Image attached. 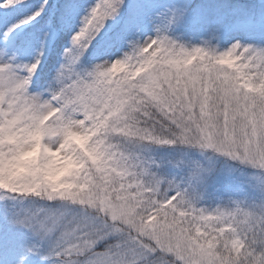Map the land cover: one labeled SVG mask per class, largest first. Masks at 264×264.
Masks as SVG:
<instances>
[{
    "label": "snow or ice",
    "instance_id": "snow-or-ice-1",
    "mask_svg": "<svg viewBox=\"0 0 264 264\" xmlns=\"http://www.w3.org/2000/svg\"><path fill=\"white\" fill-rule=\"evenodd\" d=\"M0 264H264V0H0Z\"/></svg>",
    "mask_w": 264,
    "mask_h": 264
}]
</instances>
